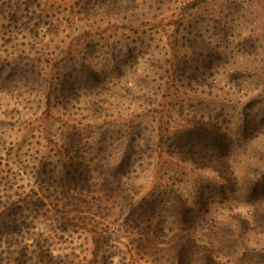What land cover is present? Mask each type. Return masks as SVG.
Wrapping results in <instances>:
<instances>
[{"label": "rangeland", "instance_id": "374dc122", "mask_svg": "<svg viewBox=\"0 0 264 264\" xmlns=\"http://www.w3.org/2000/svg\"><path fill=\"white\" fill-rule=\"evenodd\" d=\"M0 63V194L35 186L28 167L69 132L113 161L131 125L140 209L98 219L107 263L133 250L164 264L159 248L183 236L221 263L264 264V0H0ZM65 76L82 88L48 99ZM87 229L53 252L91 259Z\"/></svg>", "mask_w": 264, "mask_h": 264}, {"label": "trees", "instance_id": "16d2710c", "mask_svg": "<svg viewBox=\"0 0 264 264\" xmlns=\"http://www.w3.org/2000/svg\"><path fill=\"white\" fill-rule=\"evenodd\" d=\"M2 67L3 63H0V69ZM92 72L94 78H98V73ZM59 79L61 81L56 86L48 85V99L51 95L56 98L67 96L82 88L79 85L74 87L66 76ZM126 127L125 133L115 131V137L110 134L120 144L113 161L109 159L112 153L104 156L99 149L93 152L90 148H82L78 140L72 138V133L77 131L69 132L56 150L54 161L41 156L28 167L37 181L35 186L17 192L15 198L10 194H0V242L3 243L0 245V264H7L8 261L10 264H108L105 252L109 247L108 224L98 219L110 212L117 214V211L114 212L116 202L125 203L128 218L140 209L136 205L138 203H133L137 189L125 179H131L130 165L142 151L140 147L134 149L140 143L136 139L138 132L134 126ZM222 134L224 137V132ZM211 161L204 165L215 166ZM164 191H154L155 198H158L156 200H162L160 195ZM88 226L99 228V236L92 237L96 248L91 249V259L79 257L74 262L70 252H53V243L64 238V232L76 229L85 231ZM177 239L175 244L159 248L158 251L164 253V264H224L213 249L204 245L193 247V241L188 246L186 242L190 240L189 237ZM128 253L130 260L121 264H138L134 251L128 250Z\"/></svg>", "mask_w": 264, "mask_h": 264}]
</instances>
